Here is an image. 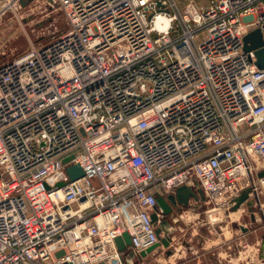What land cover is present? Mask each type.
I'll return each instance as SVG.
<instances>
[{"label": "built area", "instance_id": "1", "mask_svg": "<svg viewBox=\"0 0 264 264\" xmlns=\"http://www.w3.org/2000/svg\"><path fill=\"white\" fill-rule=\"evenodd\" d=\"M55 1L68 29L0 63V264L138 259L183 185L264 228V0Z\"/></svg>", "mask_w": 264, "mask_h": 264}, {"label": "rangeland", "instance_id": "2", "mask_svg": "<svg viewBox=\"0 0 264 264\" xmlns=\"http://www.w3.org/2000/svg\"><path fill=\"white\" fill-rule=\"evenodd\" d=\"M177 1L182 6L187 2ZM197 3L205 5L207 0H197ZM68 27L67 18L55 0H34L26 6L13 0H0V63L26 52L32 45L49 43ZM187 211L185 223L188 225L182 222L173 231L169 247L171 255L177 253V257L162 256L152 260L153 264L165 260L166 264L179 262L182 255L187 264H198V256H202L200 264H264V257L261 262L252 259L258 241L264 256L263 224L259 219L253 221L247 206L235 214L208 204L189 206Z\"/></svg>", "mask_w": 264, "mask_h": 264}, {"label": "water", "instance_id": "3", "mask_svg": "<svg viewBox=\"0 0 264 264\" xmlns=\"http://www.w3.org/2000/svg\"><path fill=\"white\" fill-rule=\"evenodd\" d=\"M34 0H21V4L23 6H26L33 2ZM263 46V37L260 29H255L251 31L246 37H245V50H257V65L259 68H264V48ZM65 161H68L66 159ZM68 174L71 177V180H76L78 178H81L84 176L85 172L79 165H72L68 167L67 169ZM260 176H264V172H261L259 174ZM64 183L60 182L58 186H63ZM200 194H203L201 190H199ZM198 200L199 195L195 191V189L192 186L189 185H183L176 189L175 193L169 194L167 197H158L157 198V208L156 211L161 214H163L165 217L172 214L174 209H177L178 211L181 210L182 207H189L190 200L191 199ZM204 196L202 195V199ZM248 199V191L244 192L240 198L236 200V205L234 206L233 210H237L240 205L245 202ZM157 212L152 215V219L154 222H157L159 220ZM170 225V222L168 219H163L160 223V227L157 230V233L160 235V242L153 245L146 251L142 252L140 256H138V259L136 258V255L133 252H129L128 256L126 257L125 264H135L136 260L142 261L143 258L148 257L151 253L156 251L161 246L165 248H169L171 244V237L169 235V231L166 229L167 226ZM245 230V229H244ZM162 235V236H161ZM116 243L118 248L121 251L127 250V245L131 244V237L128 232L124 233L122 237H119L116 239ZM68 264V263H64Z\"/></svg>", "mask_w": 264, "mask_h": 264}, {"label": "crops", "instance_id": "4", "mask_svg": "<svg viewBox=\"0 0 264 264\" xmlns=\"http://www.w3.org/2000/svg\"><path fill=\"white\" fill-rule=\"evenodd\" d=\"M202 198H199V200H201ZM199 200H195V199H191L190 200V205L189 206H193V207H196L197 204L199 205ZM188 208V207H187ZM187 208H182L180 211H177V212H174L173 215L171 217L168 218V220H170V228H169V225L167 226L168 228V231H169V235L171 237V244L170 246H172V242H173V234L175 232L173 231H176L177 230V227L179 225H182V222H184V224H186V226L188 225L187 223H185V219L186 217H188V211H187ZM234 212V211H232ZM235 214V213H234ZM198 215V214H197ZM197 218V217H196ZM175 223V225H172V223ZM198 226V224H196ZM173 226V227H172ZM169 246V247H170ZM237 246H240V244L238 243ZM240 253V252H239ZM182 254H185V252H182ZM163 256V258H167V257H174L176 256L177 257V253L176 254H172L171 255V248H165L163 246H161L160 248H158L156 251H154L153 253H151L148 257L146 258H143L142 261H139V260H136L135 264H153L152 263V260H159V258H161ZM201 257L202 256H198V264H200V261H201ZM181 261L179 262H171L170 264H187L188 263V260H184L183 258V255L181 257ZM166 261L164 263H158V264H166Z\"/></svg>", "mask_w": 264, "mask_h": 264}, {"label": "flooded vegetation", "instance_id": "5", "mask_svg": "<svg viewBox=\"0 0 264 264\" xmlns=\"http://www.w3.org/2000/svg\"><path fill=\"white\" fill-rule=\"evenodd\" d=\"M182 208H185V207H182ZM182 208H181V209H182ZM186 208H187V207H186ZM177 211H178L177 209H174L173 212H172V214L169 215V216H167V217H165V219H168L169 217H171V216L173 215L174 212H177ZM169 222H170V220H169ZM159 227H160V226H159ZM159 227H158V228H159Z\"/></svg>", "mask_w": 264, "mask_h": 264}, {"label": "bare ground", "instance_id": "6", "mask_svg": "<svg viewBox=\"0 0 264 264\" xmlns=\"http://www.w3.org/2000/svg\"><path fill=\"white\" fill-rule=\"evenodd\" d=\"M239 210H240V209H239ZM239 210H237V211H239ZM213 211H214V210H213ZM172 225H173V224H172ZM170 226H171V225H169V228H170ZM166 229L168 230V228H166Z\"/></svg>", "mask_w": 264, "mask_h": 264}]
</instances>
